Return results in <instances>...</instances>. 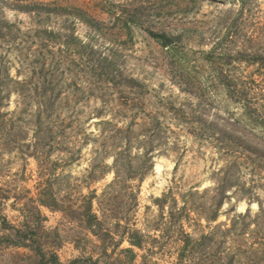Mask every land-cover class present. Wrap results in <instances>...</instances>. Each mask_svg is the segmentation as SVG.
Masks as SVG:
<instances>
[{
  "label": "rangeland",
  "instance_id": "rangeland-1",
  "mask_svg": "<svg viewBox=\"0 0 264 264\" xmlns=\"http://www.w3.org/2000/svg\"><path fill=\"white\" fill-rule=\"evenodd\" d=\"M25 3L26 9L34 12L13 9V0H0V60L13 77L26 80L31 87L42 80L53 85V95L59 90L51 117L52 127H60L51 135L37 136L31 117L26 122L35 105H23L16 95L10 96L5 108L6 127L0 125V195L7 194L0 200V213L11 225H22L25 202L52 182L49 190L65 211L40 208L43 230L51 231L45 241L59 245L43 246L55 250L63 263L90 255L94 264H177L181 234L170 227V200L161 211L154 199L172 190L171 196L180 200L184 189L202 191L212 186L211 173L223 162L217 140L209 138L216 129L206 119H216L219 124L226 121L241 133L252 131L264 137V130L252 127L246 118L247 113L264 118V70L241 60L236 52L244 50L248 57L264 55V0ZM43 29L50 33H42ZM148 29L174 34L175 45L162 47L150 37ZM72 31L74 38L66 44ZM78 39L90 41L101 54L117 59L122 72L115 78L118 87L104 81L106 76L95 63L82 60L74 45ZM215 45V52L208 53ZM80 51L87 55L88 47ZM206 56L223 69V81L231 85L230 93L219 84ZM129 77L146 87H124L130 83ZM124 101H128L126 110L121 105ZM100 108L102 116L121 127L129 117L135 121L158 118L164 128L169 127L164 152L155 154L152 171L142 180L134 176L126 185L106 188L114 177L112 155L119 150L121 135L115 132L116 138L85 141L88 135H98L96 113ZM17 109H21L23 120L17 117ZM13 120L25 121V132L17 133ZM14 137L19 141L14 142ZM239 143L245 145L243 140ZM136 148L132 147V153L138 151ZM35 149L41 152V162L31 155ZM241 167L245 187H253L243 197L233 195L228 199L217 220L209 225L192 214L205 231L228 223L234 212L250 209L254 214L259 208L257 197L264 205L260 184L264 172L259 179L244 163ZM90 196L92 209L102 220V230L87 228L79 214L66 208L79 207ZM191 219H183L181 229L198 235ZM123 223L148 236L144 248L133 247V258L125 250L130 245ZM5 244L0 237V264H32L28 247Z\"/></svg>",
  "mask_w": 264,
  "mask_h": 264
},
{
  "label": "trees",
  "instance_id": "trees-1",
  "mask_svg": "<svg viewBox=\"0 0 264 264\" xmlns=\"http://www.w3.org/2000/svg\"><path fill=\"white\" fill-rule=\"evenodd\" d=\"M27 0H13V9L21 10L24 12H34L33 10H27ZM49 16L50 12H47ZM129 28V25L126 24ZM1 30V29H0ZM48 30L43 29L41 32L47 33ZM49 32V31H48ZM150 37L157 40L158 43L169 49L175 45L177 36L164 31L158 32L148 29ZM50 33V32H49ZM73 31L70 33V38L65 40L66 44H69V39H73ZM75 42V49L79 53V56L87 59V64L91 62L100 68L102 75L106 76L104 81H112L115 86H119L116 83L117 77L122 75L121 70L118 68L113 56L107 54H101L100 50L94 49V44L90 41L82 42V39H78ZM218 45V44H216ZM216 45L209 49L210 54L215 52ZM88 47L87 55L81 53L80 49ZM237 56H240L241 60L246 62H252L257 64L258 68L264 70V55L258 54L253 57H248L246 51H236ZM117 57L116 53L113 54ZM205 60L211 65L214 75L220 80V85L230 93L232 91L231 85L227 83L223 76V69L216 66V62L211 57H204ZM19 73V71H17ZM129 80L128 85L124 87H136L143 86L138 80L133 77L127 78ZM136 84V85H135ZM136 86V87H135ZM145 86V85H144ZM146 87V86H145ZM53 85H47L45 81L39 80L31 87L26 80H21L13 77L7 65H3L0 60V125L6 127V115L8 111L6 104L10 96L16 95L18 102L23 100V105H35L26 117V122L34 121L33 132L40 136V134H50L60 127L54 124V119L51 117L54 105L56 104V98L59 95V90L53 95ZM34 99H30V98ZM35 98H37L35 100ZM105 102V101H103ZM123 109L128 107V101L121 103ZM164 106V105H163ZM18 108V107H17ZM19 110V109H17ZM50 110V112H49ZM102 108L96 113L98 121V135L86 137L91 140L99 138H107L108 136L116 138L113 134L117 132L121 135L119 141V150L112 156V167L114 177L107 185V189H113L120 184H127V181L132 177H137L138 180H142L146 174L152 171L154 165V156L157 153L164 152L168 144V136L166 131H169V127L164 128L162 122L153 119H143L135 121L133 117H129L124 126H118L117 123L112 122V118H105L102 116ZM20 111L17 117L23 120L20 115ZM165 111H167L165 107ZM171 112V110H169ZM247 121L249 124L264 130V118L253 116L252 113H247ZM211 126H214L216 131L212 132L211 140L215 139L218 142L220 160L222 165L216 168L211 173L212 186L205 188L202 191L197 189H184L182 191L180 200L171 196L172 190L163 194L161 197L154 199V202L158 205L160 210H163V205L170 200L169 215L171 217V228L176 227L179 234H181V246L178 250V262L177 264H264V205L259 202L257 197L259 208L258 211L251 215L250 209H247L244 213L234 212L231 217L228 218V223H222L214 225L211 229L205 231L201 221L191 217L192 214H196L198 219H204L207 225L216 221L219 216V211L223 204L230 199L233 195L236 197H243L247 190H250L253 186L245 187L240 174L241 164L251 168V170L259 175L264 172V137L257 133L246 132L241 133L234 127L232 123L219 124L216 119H206ZM27 123L25 121L20 123L13 120V129H17L16 132H25ZM233 125V126H232ZM111 127L112 129H109ZM23 128V129H22ZM19 129H22L19 131ZM109 129V130H108ZM117 135V134H116ZM20 138H13L14 142L19 141ZM39 140V138H37ZM243 140L245 145H241L239 142ZM40 142L42 140H39ZM50 140H47L49 143ZM138 150L139 153H132V147ZM31 155L38 159L41 152L35 149ZM103 157L101 156L100 159ZM46 182H50L47 180ZM51 182L47 186L38 190V195L33 199H29V202H25V206L21 209L23 214V223L19 226L11 225L0 213V237L5 241V246H26L31 250L30 259L32 264H94L92 256H88L84 259L75 258L68 263H63L55 250H47L45 246H53L54 241L47 240V235L51 236L50 230H43L41 207H47L57 212H64L65 208L61 205L58 197L50 191ZM264 190V182L260 183ZM125 190V189H124ZM132 192V191H131ZM131 192L129 194H131ZM0 200L6 198L7 194L2 193ZM92 195V194H90ZM250 195V194H249ZM93 197H85L83 205L73 208L68 206L66 208H72L71 211L79 214L80 220H82L87 228H99L102 230V220L100 216L92 209ZM248 198V197H245ZM250 197L248 198V200ZM103 201V200H102ZM181 202L178 205V202ZM251 201V200H249ZM131 202L134 204L135 197L132 195ZM97 203L102 204L100 200ZM131 204V206H132ZM99 207V206H98ZM234 210L233 208L231 211ZM67 211V210H66ZM191 213V214H190ZM102 216V215H101ZM192 218L194 224L197 226L195 230L198 231V235H193L191 232H186L181 229L180 223L183 219L187 220ZM116 225L120 226V221H116ZM124 231L127 233L125 237L130 247L126 248V252L130 253V257H134L133 247L142 249L144 248V242H146L147 235L141 233L137 228H128L127 223H123ZM199 225V226H198ZM44 236H41L43 235ZM47 234V235H46ZM54 235V234H53ZM47 236V237H49ZM123 235L121 233V239ZM55 238V237H54ZM120 239V240H121ZM10 244V245H8ZM54 246H59L58 244ZM145 246V245H144Z\"/></svg>",
  "mask_w": 264,
  "mask_h": 264
}]
</instances>
